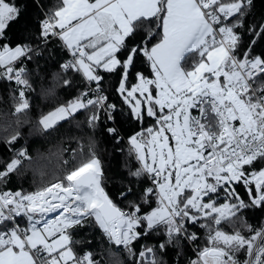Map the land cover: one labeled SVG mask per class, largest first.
<instances>
[{
  "label": "snow or ice",
  "instance_id": "obj_1",
  "mask_svg": "<svg viewBox=\"0 0 264 264\" xmlns=\"http://www.w3.org/2000/svg\"><path fill=\"white\" fill-rule=\"evenodd\" d=\"M254 7V0H62L40 22L45 45L56 37L70 50L72 59L61 65L63 71L82 73L88 86L42 115L39 124L48 131L89 108L97 110L88 117L90 128L100 111L115 122L118 109L102 94L100 70L119 73L116 91L130 115L140 123L155 121L129 137L130 152L142 163L130 175H147L152 186L140 193L131 186L122 190L121 199L137 198L129 201L127 211L121 209L102 186V163L93 150L63 179L39 191L0 193V264H100L91 251L78 255L73 247L79 241L70 230L92 223L134 264H164L161 257L170 246L198 239L189 225L206 229L211 245L191 264H264V227L246 225L250 236L223 228L243 223L245 210L264 207V167L255 169L264 162V52L253 55L264 40V15L259 21L253 17L247 28L251 39L240 52L241 29ZM22 16L23 9L0 0V79L18 86L16 114L29 108L25 88L32 89V72L26 64L44 55L39 43L11 46L7 32ZM153 24L162 34L149 27L141 35ZM141 57L151 78L137 67ZM71 83L63 80L65 86ZM107 131L117 143L122 140L117 128ZM19 136L16 132L7 143ZM24 159H30L26 149L0 170V182L18 171ZM237 184L246 188L249 202L236 191ZM153 198L157 207L144 212ZM22 213L26 229L15 223ZM49 213L58 215L49 219ZM153 235L154 243L135 250V242ZM241 251L247 257L243 261L236 256Z\"/></svg>",
  "mask_w": 264,
  "mask_h": 264
},
{
  "label": "trees",
  "instance_id": "obj_2",
  "mask_svg": "<svg viewBox=\"0 0 264 264\" xmlns=\"http://www.w3.org/2000/svg\"><path fill=\"white\" fill-rule=\"evenodd\" d=\"M94 1V0H89ZM7 3L23 9L22 18L12 24L7 32L11 40V46L30 43L36 47L39 43L40 49L44 55L38 62L33 59L32 63L26 64L31 70L32 89L25 88V98L29 102V108L23 113L16 114L15 106L19 102L18 86L7 79H0V170L8 162L16 157L18 151L26 149L30 159H24L19 170L10 174L9 178L0 182V193L5 191H21L27 193L39 191L63 177L74 168L78 167L89 156L91 151H95L102 163L104 178L102 186L109 193L110 198L121 209L127 211L130 200L137 197L129 196L127 199H121L119 193L131 186L137 193L147 187H151V182L143 175L136 179L130 175V171L141 168L137 161L135 152H130L129 137L143 129L152 127L155 121L145 118L142 123L137 122L131 115L128 105L116 91L119 86L120 74H109L100 70V75L104 77L102 82L103 94L108 97V103L117 106L115 122L108 120L104 111L99 112V121L95 128H90L87 120L96 109L79 110L72 117L58 122L54 129L45 131L39 124L42 115L54 111L61 104H67L74 100L83 91L86 90L88 82L77 72L65 73L61 65L70 59V50L64 46L63 42L56 37L49 39L45 45L40 38V22L52 15L54 11L62 6V0H6ZM229 2V0H224ZM254 9L247 17L245 28L241 29L244 36L240 52L247 47L251 37L248 35V25L253 23V17L257 21L261 15H264V0H254ZM155 31V24L145 26L141 30L143 35L148 28ZM159 37L154 38L151 43L155 44ZM264 52V40H260L253 50V55ZM123 56V53L120 54ZM37 63L39 68H37ZM191 61H189V64ZM188 65H186L187 67ZM138 69L143 71L146 76L151 78L150 68L144 63V58H140L137 65ZM64 79L72 81L71 85L65 86ZM223 79V78H221ZM264 80V77L261 78ZM131 83H136L133 78ZM115 127L118 129V135L122 140L117 143V137L109 135L107 129ZM16 132L20 133L18 140L9 145L7 141ZM264 167V162L257 163L255 169ZM253 169L249 168L251 172ZM67 181H65V184ZM254 190V184L252 185ZM236 191L247 203L249 196L243 184L235 185ZM219 202H224V193H220ZM157 207V201L152 199L150 205H145L144 212ZM20 220V219H19ZM22 225L23 229L28 228L26 218ZM241 221L235 225L224 224L225 231L239 230L245 236L253 233L249 232L246 225H251L252 229L264 227V207L249 208L241 215ZM18 222V221H17ZM21 222V221H20ZM189 231L196 232L198 239L194 242L182 240L178 245L170 246L162 255L164 264H191L196 260L195 251H201L205 247H210L208 243V231L198 226H188ZM72 238L79 243L73 247L78 255H83L86 251L94 254V259L100 261V264H118L123 261L124 264H134V259L127 256L123 249H117L114 244H110L107 236L95 224L90 227L75 228L70 230ZM157 237L141 239L135 242V250H139L142 245L154 243ZM118 253V254H117ZM239 260L246 259L244 251L236 253Z\"/></svg>",
  "mask_w": 264,
  "mask_h": 264
},
{
  "label": "built area",
  "instance_id": "obj_3",
  "mask_svg": "<svg viewBox=\"0 0 264 264\" xmlns=\"http://www.w3.org/2000/svg\"><path fill=\"white\" fill-rule=\"evenodd\" d=\"M69 54H70V59H72V56H71V53L69 52ZM262 78V77H261ZM103 94V93H102ZM94 98V97H93ZM105 112V111H104ZM193 114H198L195 110H193ZM238 123V122H237ZM146 177H147V179L151 182V186H152V181L148 178V176L146 175ZM34 192H36V191H31V192H27V193H24V194H30V193H34ZM57 213H49L48 214V218L49 219H53V217L56 215ZM21 218H26L27 219V217L22 213L20 216H18V217H16V221H15V223L20 227V228H22L19 224H18V220L19 219H21ZM38 227H39V225H38ZM23 229V228H22ZM200 251H195V255H196V257L198 258V253H199Z\"/></svg>",
  "mask_w": 264,
  "mask_h": 264
},
{
  "label": "rangeland",
  "instance_id": "obj_4",
  "mask_svg": "<svg viewBox=\"0 0 264 264\" xmlns=\"http://www.w3.org/2000/svg\"><path fill=\"white\" fill-rule=\"evenodd\" d=\"M89 2H90V1H89ZM58 122H60V121H58ZM58 122H57V123H58ZM167 135L171 136V133H167ZM172 147H173V148L175 147V141H174V140L172 141ZM137 161H138V160H137ZM138 162H139L140 166L142 167V163H141L140 161H138ZM148 162L151 163V159H150V157H149ZM56 215H58V213H57ZM56 215L53 217V219H55ZM20 221H21V222H20ZM23 222H24V220H21V219L18 220V224H19V225H22Z\"/></svg>",
  "mask_w": 264,
  "mask_h": 264
},
{
  "label": "crops",
  "instance_id": "obj_5",
  "mask_svg": "<svg viewBox=\"0 0 264 264\" xmlns=\"http://www.w3.org/2000/svg\"><path fill=\"white\" fill-rule=\"evenodd\" d=\"M91 2H94V1H90V3H91Z\"/></svg>",
  "mask_w": 264,
  "mask_h": 264
}]
</instances>
